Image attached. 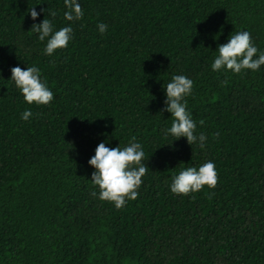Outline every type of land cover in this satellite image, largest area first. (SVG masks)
Here are the masks:
<instances>
[{
	"label": "trees",
	"instance_id": "obj_1",
	"mask_svg": "<svg viewBox=\"0 0 264 264\" xmlns=\"http://www.w3.org/2000/svg\"><path fill=\"white\" fill-rule=\"evenodd\" d=\"M80 2L74 39L46 56L31 27L51 11L66 26L64 0H0V264H264V66L210 67L242 29L264 52V0ZM34 64L50 105L26 104L9 80ZM179 74L194 81L187 106L204 148L166 135L162 85ZM105 140L145 151L139 195L119 209L90 180ZM207 161L215 188L170 192L173 175Z\"/></svg>",
	"mask_w": 264,
	"mask_h": 264
},
{
	"label": "clouds",
	"instance_id": "obj_2",
	"mask_svg": "<svg viewBox=\"0 0 264 264\" xmlns=\"http://www.w3.org/2000/svg\"><path fill=\"white\" fill-rule=\"evenodd\" d=\"M64 20L67 25L59 29L52 22L57 15L55 11L48 12L52 19L44 18L41 23H34L32 29L41 42H46L43 54L53 56L59 49H65L74 39L72 24L84 16L80 0H64ZM45 11L41 9V12ZM30 17L35 21L41 13L35 7L28 10ZM101 34L108 29V25L101 22L97 25ZM217 54L211 63L213 72H231L240 74L246 70L257 72L264 66V52L254 44L251 33L240 30L230 35L224 44L216 48ZM28 105H50L54 100V92L49 87L46 79L42 77L37 65L20 66L11 69L10 79ZM194 81L187 75H173L166 86L162 85L165 94L164 109L171 114L172 123L166 130V135L175 139L186 138L191 145L199 144L205 147L206 137L197 132V122L188 110L187 97L192 95ZM33 117L30 109L21 113V119L29 121ZM203 124V121H200ZM107 140L100 142L95 148L94 155L88 160V165L94 171L91 182L99 188V199L114 203L117 209L123 207L128 200H135L138 189L143 183V177L148 172L143 160L145 151L141 143L129 141L121 148L106 146ZM218 174L213 161H207L197 167H186L171 177L170 192L175 195H188L203 190L205 186L215 188Z\"/></svg>",
	"mask_w": 264,
	"mask_h": 264
}]
</instances>
